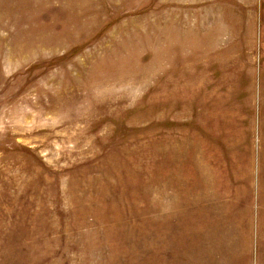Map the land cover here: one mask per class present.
Masks as SVG:
<instances>
[{
	"label": "rangeland",
	"instance_id": "374dc122",
	"mask_svg": "<svg viewBox=\"0 0 264 264\" xmlns=\"http://www.w3.org/2000/svg\"><path fill=\"white\" fill-rule=\"evenodd\" d=\"M0 264H264V0H0Z\"/></svg>",
	"mask_w": 264,
	"mask_h": 264
}]
</instances>
